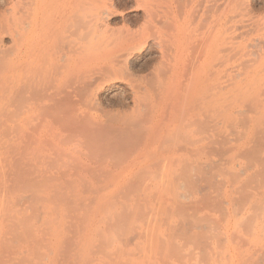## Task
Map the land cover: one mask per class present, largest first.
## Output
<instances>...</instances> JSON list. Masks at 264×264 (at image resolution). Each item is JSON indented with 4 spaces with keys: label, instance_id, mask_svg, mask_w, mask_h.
I'll return each instance as SVG.
<instances>
[{
    "label": "rangeland",
    "instance_id": "374dc122",
    "mask_svg": "<svg viewBox=\"0 0 264 264\" xmlns=\"http://www.w3.org/2000/svg\"><path fill=\"white\" fill-rule=\"evenodd\" d=\"M13 1L0 0V16L10 23ZM106 1L104 28L110 31V26L121 27L123 22L134 26L138 11L131 0H112L116 15L111 19L110 0ZM248 1L237 8L261 14L260 4ZM78 22L86 26L84 19ZM101 38L110 43V32ZM2 41V48H10L9 34ZM244 70L241 67L242 75ZM139 73L144 72L131 67L125 75L131 79ZM106 93L80 104L85 112L80 111L83 127L78 130L82 133L87 127L96 139L86 131L71 135V119L59 112L45 114L38 106L26 111V98V103L22 98L4 102L5 106L0 102V264L263 262L264 193L258 206L257 191H264V153L253 146L231 145L243 137L256 109L232 113L229 140L198 162L133 163L137 149L130 131L120 132L118 138L107 127L109 134L100 127L93 133L91 122L87 123L98 108L104 107L109 115L122 114ZM20 104L26 105L24 112L19 111ZM176 117L181 121L177 139L186 145L187 126L179 111ZM148 120L147 114L140 122ZM130 136L134 144L127 140ZM259 139L264 142V136Z\"/></svg>",
    "mask_w": 264,
    "mask_h": 264
},
{
    "label": "bare ground",
    "instance_id": "6f19581e",
    "mask_svg": "<svg viewBox=\"0 0 264 264\" xmlns=\"http://www.w3.org/2000/svg\"><path fill=\"white\" fill-rule=\"evenodd\" d=\"M131 1L138 11L134 26L123 22L109 31L103 27L109 11L106 0H14L12 23L0 16L3 106L14 98V102L26 98V111L38 106L45 114L59 112L71 119V132L80 135L87 132V127L82 133L78 130L83 127L80 104L106 90L110 104L121 107L122 114L109 115L104 107L95 108V118L87 119L92 132L107 127L119 138L124 130L130 131L137 149L133 163L171 160L177 165L198 162L218 151L233 133L227 127L232 113L256 109L243 137L231 145L253 146L264 153L259 139L264 136V0H253L260 4L261 14L243 9L246 0ZM113 8L110 0V19L116 15ZM78 19H84L86 26H79ZM109 32L110 43L101 38ZM8 34L12 44L2 48ZM131 67L144 73L130 79L125 74ZM21 106H17L20 112L25 108ZM176 111L182 114L190 136L186 145L177 139L181 121ZM147 114L149 120L141 124ZM84 117L86 121V113ZM107 129L102 132L109 134ZM90 136L96 139L95 134ZM263 193L257 191L258 206Z\"/></svg>",
    "mask_w": 264,
    "mask_h": 264
}]
</instances>
